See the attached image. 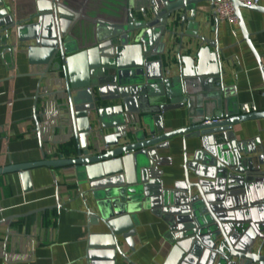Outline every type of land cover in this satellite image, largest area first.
<instances>
[{
  "label": "water",
  "instance_id": "1",
  "mask_svg": "<svg viewBox=\"0 0 264 264\" xmlns=\"http://www.w3.org/2000/svg\"><path fill=\"white\" fill-rule=\"evenodd\" d=\"M202 2L210 1L139 0V8L122 22L97 21L106 31L98 32L94 46L82 51L70 36L81 13L63 0H35V23L26 27L14 22L7 9L0 10V34L16 29L28 64L42 68L41 80L59 85L45 97L60 100L54 114L75 144L68 158L61 155L0 172H20L24 178L35 167L64 169L74 173L77 186H87L83 196L92 199L97 212H88L96 229L87 240L91 264L98 258L112 263L116 255L130 263L123 248L135 252L136 215L143 209L167 225L172 262L264 264V161L256 157L254 144L236 141L233 135L235 126L264 119V112L245 115L229 104L219 22L212 31L207 24V35L215 39L199 35L205 30L196 10ZM232 2L242 41L256 59L264 87V67L241 12L264 15V7ZM27 30L31 38L23 40ZM207 63L209 73L201 75ZM164 64L177 75L163 78ZM39 97L37 92L34 101ZM182 109L186 126L164 132L161 115ZM178 137L193 141L194 151L190 156L184 151L183 180L163 190L156 179V153ZM256 241H261L257 249Z\"/></svg>",
  "mask_w": 264,
  "mask_h": 264
},
{
  "label": "crops",
  "instance_id": "2",
  "mask_svg": "<svg viewBox=\"0 0 264 264\" xmlns=\"http://www.w3.org/2000/svg\"><path fill=\"white\" fill-rule=\"evenodd\" d=\"M0 1L3 3L0 10L7 9L14 22L23 27L35 23L32 20L36 13L35 0ZM63 1L82 16L70 33L77 51L94 46L95 35L106 31L97 26V21L117 24L139 8V0ZM196 10L200 26L205 25L199 35L215 39L214 34L207 35V24L212 31L218 22L212 4L202 2ZM241 12L252 46L264 67V15L249 10ZM233 30H236L235 36ZM30 31L24 32L23 40L31 38ZM191 31L195 32L193 27ZM218 38L223 87L231 90L226 93L229 104L238 106L240 113L242 105H253L257 112H264L262 76L238 27L219 23ZM24 46L16 29L9 30L7 35L0 34V171L11 166L58 160L61 155L68 158L75 151L74 141L67 140L62 123L54 114L60 100L45 97L58 91L59 85L40 79L42 68L28 64ZM13 47L15 52L9 50ZM199 73H209V64ZM162 75L172 78L177 71L164 64ZM37 92L40 97L35 102ZM34 117L44 142L37 136ZM160 123L164 132L180 130L186 126V111H167L161 115ZM233 135L236 141L254 144L256 157L264 161V119L235 126ZM193 143L178 137L169 141L168 149L157 151L156 179L163 190H171L174 183L183 180V154L184 151L188 156L193 153ZM21 174L0 172V264H91L87 258V240L96 229L94 218L88 212H97L92 199L83 196L87 186H77L74 173L64 169L35 167L27 170L26 177ZM136 220L135 252L123 248L130 263L116 255L112 263L98 258L95 264H177L169 260L172 246L165 222L145 209L136 215ZM260 243L256 241V249ZM262 244L264 255V240Z\"/></svg>",
  "mask_w": 264,
  "mask_h": 264
},
{
  "label": "built area",
  "instance_id": "3",
  "mask_svg": "<svg viewBox=\"0 0 264 264\" xmlns=\"http://www.w3.org/2000/svg\"><path fill=\"white\" fill-rule=\"evenodd\" d=\"M212 4V10L215 20L219 23H226L234 28L238 27V20L235 17L233 0H209ZM237 2L248 7H261L264 5V0H236ZM233 36L236 35V30L232 31ZM10 51L15 52V48H9ZM242 112L245 115L257 112L253 105H242Z\"/></svg>",
  "mask_w": 264,
  "mask_h": 264
}]
</instances>
